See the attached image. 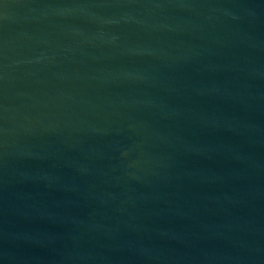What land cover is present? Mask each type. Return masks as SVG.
Segmentation results:
<instances>
[{"label": "water", "instance_id": "obj_1", "mask_svg": "<svg viewBox=\"0 0 264 264\" xmlns=\"http://www.w3.org/2000/svg\"><path fill=\"white\" fill-rule=\"evenodd\" d=\"M0 264H264V0H0Z\"/></svg>", "mask_w": 264, "mask_h": 264}]
</instances>
